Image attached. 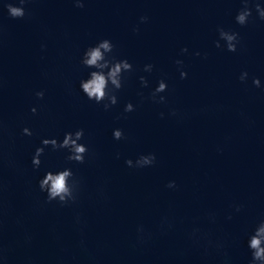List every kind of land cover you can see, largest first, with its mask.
<instances>
[{"label": "water", "instance_id": "obj_1", "mask_svg": "<svg viewBox=\"0 0 264 264\" xmlns=\"http://www.w3.org/2000/svg\"><path fill=\"white\" fill-rule=\"evenodd\" d=\"M2 3L3 264H248L247 234L264 216V87L252 84L258 76L264 85V20L255 10L241 26L234 20L240 0H86L83 8L29 0L23 18L8 16ZM218 26L240 33L235 52L215 46ZM101 38L133 64L107 110L79 88L89 71L80 55ZM176 59L184 61L183 79ZM145 63L153 64L150 73ZM160 78L168 87L157 103L148 97ZM41 89L42 98L35 95ZM128 101L136 107L124 113ZM115 127L124 132L120 140ZM76 128L88 145L83 163L45 146L33 168L42 138L62 139ZM148 152L153 165L125 164ZM65 165L80 180L77 199L49 202L37 181Z\"/></svg>", "mask_w": 264, "mask_h": 264}, {"label": "clouds", "instance_id": "obj_2", "mask_svg": "<svg viewBox=\"0 0 264 264\" xmlns=\"http://www.w3.org/2000/svg\"><path fill=\"white\" fill-rule=\"evenodd\" d=\"M29 0H3V7L6 9L7 15L12 18H23L26 15L25 5ZM76 7L83 8L86 0H72ZM241 6L237 9L234 20L237 24L243 26L249 23L255 10L256 17L264 20V0H240ZM146 15L139 17L140 22L147 21ZM133 31H138V27H134ZM218 48H225L227 51L235 52L237 45L240 43V33L231 28L217 27V39L214 41ZM44 47V45H41ZM115 45L109 38H101L95 43L86 46L81 55L79 62L85 68L89 69L86 77H82L79 81V88L88 100L96 104H102L105 110L117 103V92L123 87L125 75L133 71V64L126 58H118L113 54ZM181 52H187V47L180 49ZM199 55V52L196 53ZM175 64L178 66L179 76L181 79L187 76V72L182 67L184 61L176 59ZM144 72L150 73L153 70L152 63L143 65ZM248 71L242 70L239 74V80L245 81L248 78ZM141 87H148L149 81L144 75L139 76ZM252 84L256 87H264L258 76L252 77ZM168 87L167 81L160 78L154 87L151 88L149 99L157 103L166 100L162 95ZM44 90H38L35 95L42 98ZM141 95L143 99V94ZM133 102L128 101L123 106V112L128 113L135 110ZM31 111L35 113L36 107H32ZM174 113L175 110L173 109ZM164 115L163 112L160 113ZM22 133L31 136L32 130L25 126ZM124 136V132L120 127L112 129V137L120 140ZM84 129L76 128L74 130L65 131L63 138L59 139L55 136L44 137L41 139L40 146H37L31 157L33 168H39L42 161L41 156L45 152V146H51L52 149L66 150L65 160L83 163L85 154L88 152V145L83 142ZM119 153H117V156ZM156 160L155 153H140L135 160L126 158L125 164L129 167L142 168L151 166ZM41 192L45 193V199L49 202L56 201L60 204H67L77 199L80 180L74 173L71 166L45 169L44 174L37 181ZM168 188H175L176 181L169 180ZM241 204L235 205V211L241 209ZM231 214H229V219ZM247 248L250 252L248 264H264V216L257 219L251 231L247 234ZM0 264H3V257L0 256Z\"/></svg>", "mask_w": 264, "mask_h": 264}]
</instances>
